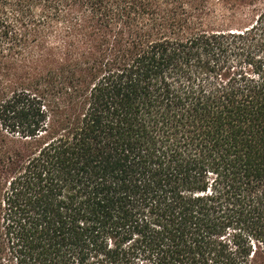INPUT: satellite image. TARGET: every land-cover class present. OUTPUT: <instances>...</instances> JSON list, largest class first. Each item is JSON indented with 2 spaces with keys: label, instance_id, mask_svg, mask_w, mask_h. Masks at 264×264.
<instances>
[{
  "label": "trees",
  "instance_id": "obj_1",
  "mask_svg": "<svg viewBox=\"0 0 264 264\" xmlns=\"http://www.w3.org/2000/svg\"><path fill=\"white\" fill-rule=\"evenodd\" d=\"M0 264H264V0H0Z\"/></svg>",
  "mask_w": 264,
  "mask_h": 264
}]
</instances>
